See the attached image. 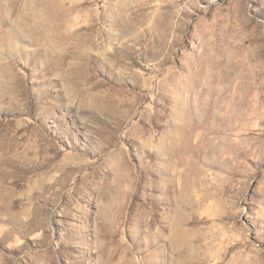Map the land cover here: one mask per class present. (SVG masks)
I'll return each mask as SVG.
<instances>
[{
    "label": "rangeland",
    "instance_id": "374dc122",
    "mask_svg": "<svg viewBox=\"0 0 264 264\" xmlns=\"http://www.w3.org/2000/svg\"><path fill=\"white\" fill-rule=\"evenodd\" d=\"M0 264H264V0H0Z\"/></svg>",
    "mask_w": 264,
    "mask_h": 264
},
{
    "label": "bare ground",
    "instance_id": "6f19581e",
    "mask_svg": "<svg viewBox=\"0 0 264 264\" xmlns=\"http://www.w3.org/2000/svg\"><path fill=\"white\" fill-rule=\"evenodd\" d=\"M31 17H30V15H27V16H25L22 20H28V19H30ZM22 20H18V21H16V22H14L13 24H11V26H12V28H21L22 30H27V31H29V30H31V28H29L28 26H27V24L26 23H24V22H22ZM45 20H46V17H44V18H41V19H39V21H38V23L36 24V25H39L40 23H42L43 25H45V26H48L47 24H45ZM34 21H35V19H34ZM49 22H50V24L52 25V22H51V19H49ZM46 33V32H45ZM29 35V34H28ZM55 37H56V35H54L53 37L51 36V35H46V37H45V40H47V39H49V38H51V39H55ZM87 40V39H86ZM48 41V40H47ZM54 43V42H53ZM51 51V50H50ZM61 53V52H60ZM82 53V52H81ZM84 53H86V52H84ZM89 54V53H88ZM189 113V112H188ZM190 114H192L193 116V118H195L196 119V121L197 122H201V118H199V116H201V115H195V114H193V112L192 113H190ZM189 114V115H190Z\"/></svg>",
    "mask_w": 264,
    "mask_h": 264
}]
</instances>
